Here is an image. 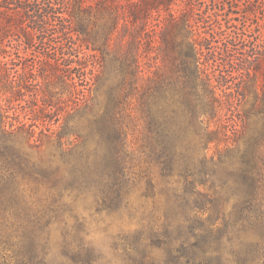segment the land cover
Returning <instances> with one entry per match:
<instances>
[{
	"label": "trees",
	"instance_id": "1",
	"mask_svg": "<svg viewBox=\"0 0 264 264\" xmlns=\"http://www.w3.org/2000/svg\"><path fill=\"white\" fill-rule=\"evenodd\" d=\"M0 96V264H49L56 225L61 264H102L58 209L87 192L123 219L135 120L176 210L126 264H160L156 239L173 264H223L224 240L264 264V0H0Z\"/></svg>",
	"mask_w": 264,
	"mask_h": 264
},
{
	"label": "rangeland",
	"instance_id": "2",
	"mask_svg": "<svg viewBox=\"0 0 264 264\" xmlns=\"http://www.w3.org/2000/svg\"><path fill=\"white\" fill-rule=\"evenodd\" d=\"M200 2L201 6L205 7L203 1H198V3ZM53 40L58 42L62 39L57 37L52 39V42ZM36 49L38 50L40 47L37 46ZM0 98L5 104L6 96H0ZM129 132L130 166L134 174L132 175L134 180L129 188L131 206L127 209V214L123 215V219L111 218L108 210L103 209L101 205L99 206L96 199L90 193L87 194V192L79 196L69 194L65 197L68 207L66 208L64 205L58 209L68 219H70V215H75L83 222L87 232V241L90 242L98 254L104 257L102 264H126L125 238L128 237L130 241H134L138 234L149 236L153 228L152 225H155L153 221L157 220L161 228L167 216L172 220L170 218L172 216L171 209L176 210L169 201V191L167 189L177 186V180L164 179L160 175L158 167L146 162L145 155L140 150L142 145V127L140 122L136 120L135 122H129ZM31 185V191L30 193L27 192V195L32 196L34 200L41 199V202H43V199L46 198V190L43 187L33 189L36 187H33V184ZM55 230L52 240L53 251L49 258V264L62 263L59 246L62 241L60 225H56ZM176 235L174 233V236ZM152 241L151 239L147 244L152 245ZM156 241H158L155 243L156 246L149 249V252H152L151 257H154L155 261L160 262V264H173V256L177 253L173 252L170 255L167 249L159 248L161 243L159 239H156ZM221 245L224 249L222 252L223 264H235L233 262L234 252H236L237 248L227 245L225 240L222 241Z\"/></svg>",
	"mask_w": 264,
	"mask_h": 264
}]
</instances>
